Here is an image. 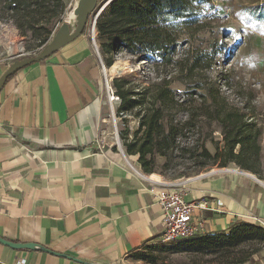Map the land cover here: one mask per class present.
Segmentation results:
<instances>
[{"label": "crops", "instance_id": "obj_1", "mask_svg": "<svg viewBox=\"0 0 264 264\" xmlns=\"http://www.w3.org/2000/svg\"><path fill=\"white\" fill-rule=\"evenodd\" d=\"M102 65L85 29L4 83L0 236L47 250L0 242V264H151L134 253L161 245V214L148 188L162 177L105 143ZM186 185L185 200L206 201L194 209L205 235L237 222L264 228V180L256 173L219 167ZM244 264H264V249Z\"/></svg>", "mask_w": 264, "mask_h": 264}, {"label": "trees", "instance_id": "obj_2", "mask_svg": "<svg viewBox=\"0 0 264 264\" xmlns=\"http://www.w3.org/2000/svg\"><path fill=\"white\" fill-rule=\"evenodd\" d=\"M66 1L0 0V7L11 12L13 24L20 34L32 37L36 46L41 48L61 25ZM106 5L107 9L101 11L95 21L98 52L106 67L112 65L118 48L153 64L177 62L172 55L174 46L180 42V34L189 32L194 25L204 24L209 15L223 13L226 9L225 4L222 6L216 0H110ZM246 14L243 18L248 23L253 18L263 19L264 4ZM205 59L203 52H197L191 58L188 70L206 67ZM112 81L120 100L117 109L122 114L131 113L138 118L135 137L125 144V151L127 154H139L138 165L143 172H155L157 156L172 158L175 150L182 153L187 150L180 146L178 137L182 136L184 129L196 125L200 114L189 107L185 119H167L165 111L174 101V91L168 82H151L136 91L126 76H115ZM205 102L207 110L201 116L206 115L209 121L219 126L223 145L221 148L215 146L214 154L205 145H200L199 151L189 147L193 152L192 166L203 169L209 165L226 167L235 164L243 170L257 173L261 124L248 120L245 113L234 107H224L213 99ZM134 108L139 109L135 111ZM139 132L141 135L136 138ZM259 245H264V228L259 224L237 222L228 232L180 239L171 245L148 246L147 249L153 252L139 251L133 257L155 263L159 258L155 252L165 249L170 253L212 255L215 264H244L251 260Z\"/></svg>", "mask_w": 264, "mask_h": 264}, {"label": "rangeland", "instance_id": "obj_3", "mask_svg": "<svg viewBox=\"0 0 264 264\" xmlns=\"http://www.w3.org/2000/svg\"><path fill=\"white\" fill-rule=\"evenodd\" d=\"M76 1H66V12L63 18L68 17ZM106 1L98 2L96 12L107 9ZM216 1H219L222 6L225 4L226 9L223 13L209 15L204 19V24L194 25L189 32L180 34V42L174 46L172 55L177 62L153 64L141 56L132 55L118 48L113 61V63L116 62L117 67H113L112 70H109L112 65L105 67L108 81L112 85L113 77L126 76L136 91L151 82L160 80L168 82L174 91V101L165 111L167 119H174V121L185 119L189 107L195 108L200 114L195 121L196 125L184 129L182 136L178 137L180 146L187 150L183 153L175 150L172 158L161 155L156 157L154 173L161 176V179H189L204 171L222 167L209 165L198 169L192 166L193 152L189 151V147H195L192 150L199 151L200 145H205L209 152L214 154L215 146L221 148L223 145L219 126L209 121L206 115L201 116L207 110L204 107V101L209 103L213 99L215 103L224 107L240 110L246 114L248 120L261 124L260 162L256 175L264 180V18L258 20L253 18L249 23L243 18L247 15L246 12L264 4V0ZM71 22L74 24L73 21ZM88 33L86 30L94 50L96 47L98 51L97 38L94 45ZM38 49L36 40L20 34L16 25L13 24L11 12L0 7V63L9 64L15 59L37 53ZM200 51L206 56L203 63L208 65L189 71L191 58ZM102 87L107 100L105 111L108 115L107 123H104L103 127L105 143L113 144L115 149L119 147L127 157L137 156L138 163L139 154H127L125 151V144L135 137L134 134L139 126L138 118L131 113L122 114L117 109L115 101L111 106L105 93V84ZM210 95L213 97H209ZM140 135L141 132L137 133L136 138ZM257 247L259 249L252 254L251 259L258 251L264 249V245ZM149 251L153 252L149 248L144 250L145 253ZM155 254L159 258L151 264H215L213 261L215 257L212 255L170 253L165 249H159Z\"/></svg>", "mask_w": 264, "mask_h": 264}, {"label": "built area", "instance_id": "obj_4", "mask_svg": "<svg viewBox=\"0 0 264 264\" xmlns=\"http://www.w3.org/2000/svg\"><path fill=\"white\" fill-rule=\"evenodd\" d=\"M93 18V19H92ZM91 23V24H90ZM87 32L92 42L95 45V23L94 17L88 21ZM95 51H97L95 47ZM98 54H100L98 52ZM103 67V86L105 84V93L108 96L109 102H116V107L119 105V97L115 94L114 86L108 81L106 68ZM142 174V173H141ZM144 177L145 174H142ZM151 185L148 190L158 204L161 214L162 232L160 235L161 244H175L177 240L192 238L195 236L205 235V222L203 218L194 216L195 208H206V201H187L185 194L187 193V179L177 178L175 180H151Z\"/></svg>", "mask_w": 264, "mask_h": 264}, {"label": "water", "instance_id": "obj_5", "mask_svg": "<svg viewBox=\"0 0 264 264\" xmlns=\"http://www.w3.org/2000/svg\"><path fill=\"white\" fill-rule=\"evenodd\" d=\"M99 1L100 0H77L72 6L71 11L73 14L74 24L70 23L67 17L63 18L60 23L61 25L52 34L50 40L41 48H39L37 53H33L32 55L24 56V58L15 59L10 62L4 69L5 71L0 74V91L3 88L6 80L10 77V75H13L28 64L36 63L40 60L50 57L51 55H53V52L57 51L58 49L66 45L68 42L74 40L76 37L81 35L82 32L86 29L88 21L91 19V17H94L95 23L97 16L102 11V9H100L98 12H96V7ZM109 2L110 0H107L106 4H108ZM0 242L13 249L21 248L29 250L37 249L41 251L47 250L46 247L40 246L33 242H12L2 236H0Z\"/></svg>", "mask_w": 264, "mask_h": 264}, {"label": "bare ground", "instance_id": "obj_6", "mask_svg": "<svg viewBox=\"0 0 264 264\" xmlns=\"http://www.w3.org/2000/svg\"><path fill=\"white\" fill-rule=\"evenodd\" d=\"M68 20H70V21H73V14H72V12H70L69 14H68ZM72 23V22H71ZM113 67H117V64H116V62L115 63H113L112 64V67H110L109 68V70H112L113 69ZM116 140V139H115ZM117 141V140H116ZM118 142V141H117ZM120 143V142H119Z\"/></svg>", "mask_w": 264, "mask_h": 264}]
</instances>
